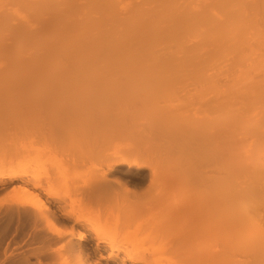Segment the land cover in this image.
I'll return each mask as SVG.
<instances>
[{
  "label": "bare ground",
  "instance_id": "bare-ground-1",
  "mask_svg": "<svg viewBox=\"0 0 264 264\" xmlns=\"http://www.w3.org/2000/svg\"><path fill=\"white\" fill-rule=\"evenodd\" d=\"M50 1L16 0L40 25L7 27L32 60L0 44L17 53L0 56V264H264V75L234 91L211 73L230 48L242 56L264 0H163L131 40L84 29L115 67L75 54L67 32L47 41L61 21Z\"/></svg>",
  "mask_w": 264,
  "mask_h": 264
},
{
  "label": "rangeland",
  "instance_id": "rangeland-1",
  "mask_svg": "<svg viewBox=\"0 0 264 264\" xmlns=\"http://www.w3.org/2000/svg\"><path fill=\"white\" fill-rule=\"evenodd\" d=\"M16 1V0H15ZM15 1L14 0H0V12H1V14H0V35L1 34H3L2 35V38L0 37V44H2V45H4V47L5 48H8V49H10V51H12V50H14L15 49V47H16V49L14 50V51H19L18 50V46H17V44L16 43H18V42H16V41H19L18 40V38L17 37H14V36H10V34L8 33V31H7V27L8 26H12V27H8V28H14V27H17V26H19L18 24H22V23H25V22H29V23H31V27H30V29L28 30L29 32H31L32 33V31H31V29H32V25L34 26V25H40L39 23V21H38V23L37 22H35L34 20H36V18H37V20H38V13H37V11H38V9L36 10L35 9V7H37V6H35L34 4L33 5H29V8L27 7V6H25L26 7V9H22L24 6L23 5H21V4H19L18 2L17 3H15ZM34 1V0H33ZM37 1V0H36ZM44 1H47V0H44ZM198 1H200V0H179L178 1V7H188L192 12H194L193 11V7L195 6V4L198 2ZM207 2H205V3H203L201 6L202 7H200V9H199V11L198 12H202L203 10H205V9H207V10H210V9H212L213 7H216V3H217V0H206ZM51 3H49L48 5L49 6H52V5H56V7L59 9V11L58 12H60V13H58L57 11L56 12H54L53 11V13H56V15H58L57 17L60 19V17H61V21H60V24L59 25H61V28L59 27V25H57L55 28H56V31L54 32L53 31V29L51 30V32L52 33H50V34H48L47 33V35H45L46 36V38H47V41L48 42H50V40L53 42V44H55V45H59L60 43H57V42H59L56 38H59V40L61 39V37L60 36H58V34H60V32H61V34L63 35V34H66L65 32H67V34H69V36H71L69 39L70 40H72V44H71V47H73L72 49H73V52L75 53V54H77V51L78 50H85L86 51V49L89 51V55L92 57V59L94 60V61H96V62H94V63H98V65H102V66H107V67H115L116 65H118L117 64V62L115 61V59H106V57H107V55L105 54V53H103L104 52V50H106L107 51V49L106 48H104V47H102L101 49L99 48V47H97V45H98V43L97 44H95V45H93V44H91V45H89L88 47L87 46H85L84 47V39L85 38H82V39H80V38H78V36L82 33V31H84V29H85V31H86V33H88L89 32V34H90V32H91V35H89V36H91L92 38H96V37H99V35L98 34H100V36L102 35V32H103V34L105 33V37H109V35L111 34H113L114 33V28H113V25L115 24V25H118V28H117V26H116V30H119V31H121V32H119L118 34H117V36H114V38L115 37H119L120 39H125V40H131L132 38V36H130V38L128 37L129 35V30L128 29H130L131 28V26H132V21H134V20H140V16H143V17H145V18H143L142 20H149L148 18H150V21L151 20H156V21H158V19L160 18L159 17V15H161L162 16V13L164 12V10H163V8H161L160 6H163V0H114V5H113V7L112 8H110V10L108 11V12H106V11H104L102 8H101V6L100 5H93V3H92V0H51L50 1ZM68 2H72L74 5H75V7H76V10H74V11H71V10H68L67 8H66V5H67V3ZM141 3H142V5H141ZM45 4H47V3H45ZM16 5V6H15ZM22 8H21V7ZM30 6H33V9H32V7H30ZM59 6V7H58ZM78 6V7H77ZM91 6V7H90ZM95 8H94V7ZM24 7V8H25ZM63 7V8H62ZM93 7V8H92ZM156 7H158V8H156ZM29 10H28V9ZM203 8V9H202ZM144 9V10H143ZM156 9V10H155ZM161 10H163V11H161ZM36 11V13H34ZM157 11H159L158 12V14L159 15H157V16H155L156 15V13H157ZM161 11V12H160ZM70 12V13H69ZM77 12V13H76ZM138 12H140V15H138L137 13ZM197 12V13H198ZM13 13V14H12ZM64 13V14H63ZM161 13V14H160ZM2 14H4V15H2ZM7 14H9V15H7ZM12 14V15H11ZM33 14H34V17H33ZM36 14V15H35ZM3 16V19H2V16ZM30 15V16H29ZM148 16V18H147V16ZM155 17H154V16ZM7 17V19L9 20V18L11 17V21H9V22H11L9 25H6L5 24V26H4V23L5 22H8V20L5 18V17ZM10 16V17H9ZM36 16V17H35ZM9 17V18H8ZM12 17H14V18H12ZM136 17V18H135ZM152 17V18H151ZM4 18L7 20H4ZM156 18V19H155ZM34 19V20H33ZM112 19H115L116 20V22L117 23H113L112 22ZM255 19V18H254ZM3 20H4V22H3ZM147 20H146V22H147ZM63 21V22H62ZM143 21V22H144ZM150 21H148L147 23H143V25H145V26H149V25H151V23H150ZM154 21H152V22H154ZM1 22H3V24L1 23ZM61 22L63 23V24H61ZM87 23H91V24H87ZM264 22H262V24H263ZM8 24V23H7ZM15 25L14 27H13V25ZM156 24V22H154L152 25H155ZM261 24V23H260ZM259 25V30L256 32V33H254V34H250L249 35V37H247L248 38V40H247V42H246V44L245 45H243V46H240L241 48H242V51H243V49H244V51H243V54H242V56L240 57V58H237L238 56H236V58H237V60L235 59V55H237V54H235V53H237L238 51H237V49H236V52H235V49L234 48H237L235 45V47L234 48H230V53H232V51H233V53L231 54V57L232 58H229L230 56H228V54H230L228 51L226 52V53H224V55H226V56H224V55H220V57L218 58V59H215V63H213V64H215V65H213L214 66V69H213V71L211 70V73H216V74H214L215 75V79H217V78H219V77H222L223 79H225L228 75H229V79H226V81L225 82H229L228 84H230V83H232V84H230V85H227L228 87H230L231 88V86L232 85H234L235 84V87H236V85H237V87L236 88H234V86H232V90L234 89V91H236V90H238L237 88L238 87H242L243 86V84H245V88L246 89H244V87L241 89V90H247V88H249L248 87V85H250V87L251 86H258V85H260V84H262L261 86H263V80H262V78H263V76L262 75H264V24L263 25ZM23 25V24H22ZM73 25V26H72ZM93 26V28H90V27H92ZM95 25L97 26V28H95ZM110 25V26H109ZM2 26H4L5 27V31H4V29H3V27ZM71 26V27H70ZM58 27V28H57ZM88 29H87V28ZM3 30H2V29ZM64 28L66 29V31L64 30ZM75 28V29H74ZM76 28H78V30L76 29ZM90 28V29H89ZM113 28V29H112ZM57 29L59 30L58 31V33H57ZM73 29V30H72ZM112 31H111V30ZM1 30H2V33H1ZM55 30V29H54ZM64 30V31H63ZM94 30H96V31H94ZM127 30V31H126ZM7 31V32H6ZM71 31H73V33H71ZM94 31V32H93ZM99 31V32H98ZM107 31H111V32H106ZM126 31V32H125ZM4 32L6 33V35L4 34ZM64 32V33H63ZM125 32V33H124ZM127 32H129L128 34H127ZM31 33L29 34L28 32L26 33L27 34V36L29 35H31ZM83 33H85V32H83ZM108 33H110V34H108ZM124 33V35H122V38L120 37L121 36V34H123ZM52 34H54L53 36H52ZM60 34V35H61ZM73 34V35H72ZM108 34V35H107ZM8 35V36H7ZM61 35V36H62ZM93 35V36H92ZM107 35V36H106ZM55 36V37H54ZM65 36V35H64ZM73 36V37H72ZM95 36V37H94ZM6 37V39L8 40V41H5L3 38H5ZM53 37H54V39H53ZM63 37V36H62ZM90 37V38H91ZM13 38V39H12ZM87 38V37H86ZM89 38V37H88ZM129 38V39H128ZM3 39V40H2ZM12 41H11V40ZM68 39V40H69ZM78 39H80V40H78ZM54 40V41H53ZM70 40L69 41H67V42H70ZM134 40V39H133ZM3 41H5V42H3ZM13 41H14V43L16 44H13L14 45V47L12 46V43H13ZM55 42V43H54ZM78 43V44H77ZM8 44H9V46H8ZM157 46V44L155 45V47ZM163 46H165L164 44H162V43H160L159 44V48H155V50L156 49H158V50H160V47L162 48ZM2 47V49H3V46H0V48ZM13 49H12V48ZM82 48V49H81ZM2 49H0V52L2 51ZM25 49V50H24ZM31 49V50H30ZM24 50V51H23ZM23 50L21 49L20 51H19V53L17 54V53H14V54H17V57H15L14 56V54H12L14 51H12V55L14 56L13 58L11 57L12 55H10V59L12 58V60L14 59V58H17V59H21L20 57L22 56V59H26V60H32L33 59V57H34V55H36V49H35V47H33V45H29V46H27V48H23ZM116 50V49H115ZM114 50V52L115 53H117V51H115ZM226 50V49H225ZM228 50V49H227ZM16 51V52H17ZM21 52V53H20ZM224 52V51H223ZM246 52V53H245ZM2 54L0 55V56H3L4 55V53H3V51L1 52ZM91 53V54H90ZM103 53V54H102ZM21 56H20V55ZM245 54V55H244ZM102 55H106V56H102ZM244 55V56H243ZM73 56V55H72ZM101 56V57H100ZM228 56V57H227ZM4 57H5V55H4ZM105 58V60H104V58ZM3 57H0V66L2 65V63L3 62H5V61H7V60H10L9 58H8V56H6L5 58L7 59H5V58H3ZM73 58H75V57H73ZM228 58V59H227ZM2 59V60H1ZM5 59V60H4ZM232 59V60H231ZM239 59H241V60H239ZM73 60V59H72ZM231 60V61H230ZM234 60H236L235 62H237L238 60V63L236 64V65H233V63H234ZM225 61H226V63H225ZM229 61V62H228ZM113 62V63H112ZM220 64H223V65H220ZM239 65H241V66H239ZM215 66H216V68H215ZM219 66V67H218ZM233 66V67H232ZM246 67V68H245ZM238 68H240L241 70H244V72H242L243 73V76L242 77H240V78H238L239 77V75L238 76H236L237 74H239V72L237 71L238 70ZM227 69H229V70H227ZM230 69H232V71L230 70ZM235 69V70H234ZM247 70V71H246ZM215 71V72H214ZM218 71V72H217ZM220 71V72H219ZM228 71H230V72H228ZM236 71V72H235ZM226 73V72H228V73H226L227 75H225L224 73ZM234 73V75H233V77H231V75ZM245 72H246V74H245ZM222 73H223V75H222ZM249 74V75H248ZM251 74V75H250ZM221 75V76H220ZM248 76H249V78H248ZM251 76V77H250ZM225 77V78H224ZM244 77H245V80H243L244 79ZM256 77V78H255ZM231 78V79H230ZM248 78V79H247ZM253 78H255V80H253ZM229 80V81H228ZM241 80V81H240ZM243 80V81H242ZM251 80H253V81H251ZM248 81L250 82V83H248ZM258 82L257 84L255 83V82ZM222 83V84H227V83ZM235 82V83H234ZM261 82V83H260ZM241 83V84H240ZM247 83H248V85H247ZM253 83V84H252ZM239 84V85H238ZM252 84V85H251ZM247 85V86H246ZM229 88V90L231 91V89ZM236 89V90H235ZM240 90V91H241ZM234 91H232V92H234ZM52 160H51V163H49L48 162V166H47V168H54L53 167V165H54V160H53V158H51ZM56 168V167H55ZM139 183V182H138ZM144 184H141V183H139L138 184V186H143Z\"/></svg>",
  "mask_w": 264,
  "mask_h": 264
}]
</instances>
